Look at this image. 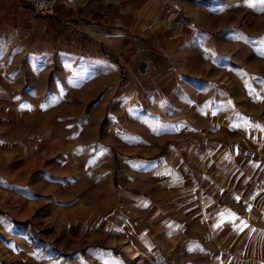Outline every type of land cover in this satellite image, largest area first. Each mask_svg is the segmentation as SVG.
Here are the masks:
<instances>
[{
	"label": "rangeland",
	"instance_id": "obj_1",
	"mask_svg": "<svg viewBox=\"0 0 264 264\" xmlns=\"http://www.w3.org/2000/svg\"><path fill=\"white\" fill-rule=\"evenodd\" d=\"M147 3L162 15L153 34L126 49L84 35L75 52L82 6L0 10V264H204L253 214L264 0ZM51 28L63 45L42 49ZM142 45L169 69L130 63ZM141 226L156 245L130 235Z\"/></svg>",
	"mask_w": 264,
	"mask_h": 264
},
{
	"label": "crops",
	"instance_id": "obj_2",
	"mask_svg": "<svg viewBox=\"0 0 264 264\" xmlns=\"http://www.w3.org/2000/svg\"><path fill=\"white\" fill-rule=\"evenodd\" d=\"M137 1L146 2L144 4H138ZM147 1L152 0H73L72 6H82L84 16L87 17V20L85 19L86 22L72 25L74 27L71 32V41L73 43L71 46L72 51H80L77 49V43L79 42V38H83L84 35L87 36L86 41L90 40V38H97L103 42V45H107L111 49H126L129 47L128 44L131 46L130 43L132 39H142L143 37H147L148 34H153V30L156 26L154 23H156L162 15L159 9L157 11H151ZM17 2L18 0H0V10L22 9L18 6ZM113 2L126 3L118 5L111 12L106 10L105 4ZM93 11L96 13L95 17H92ZM147 18L151 19V24L149 25H146ZM90 25H93L92 27H94L97 34L92 32L88 33ZM82 26L85 28H82ZM68 28L69 27H65L62 33H64V31H68ZM49 34H51V40L44 41L42 43V49L52 50L55 47L59 48L63 45L60 42L62 34L60 35L59 33L57 34L56 32H53L52 28L49 29ZM133 51L134 53H132V61L130 63L134 65H137L138 63L141 64V62L144 61L147 64L151 62L153 64L151 65L153 70L154 68H157L160 62L166 66L167 70L170 67V62L165 51L161 52L148 47H143V45L142 47L137 46L133 49ZM134 68L135 67L133 65L129 66L126 71L134 74ZM166 75L169 77V74ZM127 77L129 78V75ZM127 83L124 84V87L128 88L129 85L125 86ZM127 90H129V88ZM254 149L255 152L253 153H255V155H253L252 158H258V156L260 157L255 147ZM253 180H255L254 177L249 180L251 181V190L252 188H255L257 184V182L253 184ZM214 187L215 186L212 183L211 190ZM249 201H251V211L253 214L250 215V213V217H248V219H244V227L237 232V234L233 235V239H231L232 241L230 242L232 244L229 246L230 249H221L219 247L217 251L212 252L215 256L212 257L213 260H205L207 262L204 264H264V186L258 188L256 192L252 194ZM182 211L184 212L186 210ZM232 215L233 214L226 219L229 223L236 220V217ZM184 222L185 220L181 223ZM182 227L186 228V224H183ZM146 230V227L141 226L137 229H132V231H129L131 234H129L140 242L143 239V236L141 237L140 235H146L145 237L151 241L152 245H156L152 236L149 235L148 232L145 233ZM178 237H182V235L177 234L173 237V243L178 240ZM213 239H215V243L222 240V238H218L215 234L213 235ZM216 239L218 240L216 241ZM132 258H135V256Z\"/></svg>",
	"mask_w": 264,
	"mask_h": 264
},
{
	"label": "built area",
	"instance_id": "obj_3",
	"mask_svg": "<svg viewBox=\"0 0 264 264\" xmlns=\"http://www.w3.org/2000/svg\"><path fill=\"white\" fill-rule=\"evenodd\" d=\"M29 3L34 13L38 16L58 17L63 8L72 7L73 0H22Z\"/></svg>",
	"mask_w": 264,
	"mask_h": 264
},
{
	"label": "water",
	"instance_id": "obj_4",
	"mask_svg": "<svg viewBox=\"0 0 264 264\" xmlns=\"http://www.w3.org/2000/svg\"><path fill=\"white\" fill-rule=\"evenodd\" d=\"M145 66H146V63L143 61V62H141V64H140V69L141 70H144L145 69Z\"/></svg>",
	"mask_w": 264,
	"mask_h": 264
},
{
	"label": "bare ground",
	"instance_id": "obj_5",
	"mask_svg": "<svg viewBox=\"0 0 264 264\" xmlns=\"http://www.w3.org/2000/svg\"><path fill=\"white\" fill-rule=\"evenodd\" d=\"M231 218H232V216H231Z\"/></svg>",
	"mask_w": 264,
	"mask_h": 264
}]
</instances>
